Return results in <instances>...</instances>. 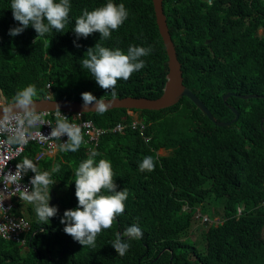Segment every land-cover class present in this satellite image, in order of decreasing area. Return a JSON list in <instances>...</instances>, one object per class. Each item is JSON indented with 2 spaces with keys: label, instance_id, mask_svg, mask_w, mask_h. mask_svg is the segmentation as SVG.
<instances>
[{
  "label": "trees",
  "instance_id": "trees-1",
  "mask_svg": "<svg viewBox=\"0 0 264 264\" xmlns=\"http://www.w3.org/2000/svg\"><path fill=\"white\" fill-rule=\"evenodd\" d=\"M106 2L70 0L64 29H51L37 38L32 26L18 36L9 35L19 23L13 18L11 0H0V104L15 101L17 91L27 85L36 87L33 99L82 101L81 93L86 91L97 99L161 97L169 57L153 0H113L123 3L129 13L119 29L109 39H100L97 32L77 40L72 31L76 18L83 9L91 11ZM164 7L185 85L218 122L236 117L230 106L238 110V120L220 126L188 97L161 110L133 109L146 123L150 140L132 129L103 137L95 159L111 162L117 191L126 189L128 198L124 213L97 235L95 246L83 247L60 223L64 211L78 205L74 173L89 156L85 146L82 143L76 152L60 150L55 158L36 164L40 147L29 143L16 163L28 159L39 172L50 174L49 203L58 213L50 222H40L33 203L21 205L17 212L29 219L32 232L26 245L0 236V264H264V33H260L264 0H165ZM96 43L125 53L130 45L151 48L141 57L143 69L117 81L115 96L100 88L82 67L84 54ZM228 92L237 95L224 101ZM247 94L258 97L238 96ZM83 118L106 128L128 123L132 116L126 108H115L85 113ZM163 149L171 152L162 155ZM147 156L153 157L154 170L140 171ZM56 165L58 172L53 171ZM53 189L60 197L57 204L51 203ZM102 194L110 193L102 190ZM212 198L222 211L220 221L206 209ZM200 213L213 223H205L210 226L204 243L198 245L186 234L197 220L203 222ZM132 225L143 236L125 238L130 247L120 256L111 244L117 233Z\"/></svg>",
  "mask_w": 264,
  "mask_h": 264
},
{
  "label": "clouds",
  "instance_id": "clouds-1",
  "mask_svg": "<svg viewBox=\"0 0 264 264\" xmlns=\"http://www.w3.org/2000/svg\"><path fill=\"white\" fill-rule=\"evenodd\" d=\"M70 8V0H59V2H57V0H11L10 9L12 10L14 20L19 23V26L10 28L9 35L12 37L18 36L29 26H32L35 29L37 38L44 36L51 29L61 32L68 21ZM128 15V10L123 3L116 4L113 0H107L104 5L91 11L87 8L83 9L82 14L76 18L75 26L72 31L75 33L77 40L81 37L87 38L89 35L97 32L100 34V39H109L112 31L118 30L128 18ZM45 21H47V23H45ZM74 44L75 46L80 47L76 41H74ZM150 52L151 48L146 49L144 47L130 45L125 53L119 48L110 49L96 43L94 47L88 48L86 56L84 54V57L81 60L82 67L91 73L100 88L106 91H111V95L115 96L117 93L114 89L117 81L120 79L126 81L134 72L143 69L146 65L141 57L149 55ZM36 94L37 90L35 85H27L18 90L14 97L17 109L24 113L25 118L30 125L35 124L39 119L36 114L38 113L36 112L37 107L33 102V97L36 96ZM81 97L83 101L82 107L85 111L89 109L90 105L94 107V110L101 114L107 110L106 103L101 98L97 99L91 92H83L81 93ZM55 109L57 117L56 126L51 128L50 136L61 137L66 134L68 140L60 145L54 155L48 154L37 161V155L39 153L41 154L43 151L39 145L40 151L35 157V163L40 164L47 157L55 158L59 155L60 150L76 152L83 143L89 156L79 163L74 173L75 196L77 198L78 205L74 209L65 210L60 223L64 225V232L71 236L75 241L79 242L83 247L95 246L97 235L102 230L111 228L116 217L124 213V202L128 198L126 189L117 191V185L113 180L111 162L106 159H99L98 161L95 159L99 155L98 150L101 141L107 134L124 133L128 129L139 131L146 137V140L149 141L150 137L145 134L147 125L143 120H141V118H139L137 112L133 109L129 110V114L132 116V119L128 123L119 122L113 127H106L105 129H110V132L103 135L96 145L94 142H91L89 138L81 134V129L79 127L68 121L67 117L61 113L63 110H60L59 105H56ZM69 113L70 115H74L73 121H93L91 119H84L83 115L85 113ZM134 120L140 121L144 124L145 128L143 132L140 126L137 129L132 128L131 124ZM120 124L124 125L125 129L122 132L113 131V129ZM15 140L20 143L25 142L23 133L18 134ZM19 157L15 158L13 163L18 164L16 163V160ZM154 167L155 164L152 156L145 157L139 164L140 171H153ZM17 169H23L28 180L32 176L30 178L32 190L29 191L28 188H24V195L14 199L16 214L28 221L31 226V230L26 234V242H17L19 244L26 245L29 235L32 232V225L28 218L17 212V209H19L21 205H24L20 200H28L34 204V210L40 222H50V218L57 215L58 208L56 206H50L49 203V184L52 183V181L50 174L47 171L39 172L36 165L28 159H25L22 165L18 164ZM27 170H30L33 174L28 175ZM53 171L58 172L59 165L54 166ZM102 190H106L110 194L104 195L102 194ZM52 191L56 192L54 189ZM56 195L60 200L57 192ZM202 216H206V221L203 219V222H212L207 215ZM142 236L143 233L141 229L136 225H132L127 227L123 233H117L116 239L113 241L111 246L118 255L123 256L130 247L129 243L125 241V238L138 239Z\"/></svg>",
  "mask_w": 264,
  "mask_h": 264
},
{
  "label": "built area",
  "instance_id": "built-area-1",
  "mask_svg": "<svg viewBox=\"0 0 264 264\" xmlns=\"http://www.w3.org/2000/svg\"><path fill=\"white\" fill-rule=\"evenodd\" d=\"M68 121L81 129V134L89 138L91 142L98 144L100 138L110 129L101 128L90 120H75L67 111H61ZM39 117L35 124L30 125L24 113L14 114L0 119V236L5 239L20 243L26 242V234L31 226L24 218L15 212V198L24 195V188L32 190V186L23 169H17L13 160L19 157L30 142H36L42 148L41 154L37 155V161L46 155H54L62 143L67 142V135L51 137V128L56 126V111L38 112ZM81 116V115H80ZM133 129L139 126L144 131V124L134 120L131 124ZM124 125H117L113 131L122 132ZM23 133L25 142L15 140L18 134ZM18 173V174H17ZM15 177V178H13ZM22 177V178H21Z\"/></svg>",
  "mask_w": 264,
  "mask_h": 264
},
{
  "label": "water",
  "instance_id": "water-1",
  "mask_svg": "<svg viewBox=\"0 0 264 264\" xmlns=\"http://www.w3.org/2000/svg\"><path fill=\"white\" fill-rule=\"evenodd\" d=\"M157 24L159 27L160 34L163 38L164 44L166 46L167 54L169 57V72L167 74V82L165 85L164 93L159 98H148V97H112V98H102V100L107 105V110H112L115 108H126L128 110L138 109V110H161L171 106L176 105L180 102L183 97H188L191 99L198 108H200L203 113H205L212 121L217 123L220 126L230 125L239 118L238 110L230 106L231 109L235 112L236 117L232 121H220L218 122L208 108V106L202 101V99L188 86L185 85V78L183 74V65L179 59L177 47L172 38L169 25L168 17L164 9V0H153ZM234 92H228L224 96V101H227L231 96H236ZM242 98L249 99L252 97H258L257 95L247 94V95H238ZM34 104L37 109L36 112L41 111H56V105H59L60 110L68 111L72 113H91L97 112L94 110L92 105L89 106V109L85 111L82 107L83 101L81 100H71L67 98L54 99L51 97H41L33 99ZM16 113H23L17 109L15 101H11L6 104L0 105V119L14 115ZM264 122V120H263ZM262 122V127L263 126ZM58 197L55 191H52V203L55 204L58 202Z\"/></svg>",
  "mask_w": 264,
  "mask_h": 264
},
{
  "label": "rangeland",
  "instance_id": "rangeland-1",
  "mask_svg": "<svg viewBox=\"0 0 264 264\" xmlns=\"http://www.w3.org/2000/svg\"><path fill=\"white\" fill-rule=\"evenodd\" d=\"M260 33L263 34L264 30L261 29ZM1 105V104H0ZM171 151L169 150H161L160 154L162 155H167L169 154ZM24 205H29L30 201H26V200H20ZM206 209L208 211H211L212 213H215V221H220L222 218V211L220 209V207L218 206L217 203H215V199H210L209 202L207 203ZM204 221H206V216H204ZM197 224L191 228L189 230V234H186V237L193 242L198 243V245H200L201 243H204V233L206 231V229L209 228L210 224H212L213 222H210V224H205L206 222H199V220H197L196 222Z\"/></svg>",
  "mask_w": 264,
  "mask_h": 264
},
{
  "label": "flooded vegetation",
  "instance_id": "flooded-vegetation-1",
  "mask_svg": "<svg viewBox=\"0 0 264 264\" xmlns=\"http://www.w3.org/2000/svg\"><path fill=\"white\" fill-rule=\"evenodd\" d=\"M207 1H209L210 3H212L214 0H207Z\"/></svg>",
  "mask_w": 264,
  "mask_h": 264
}]
</instances>
